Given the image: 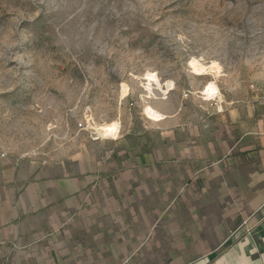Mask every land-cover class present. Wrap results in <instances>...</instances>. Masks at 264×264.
Here are the masks:
<instances>
[{"label":"rangeland","instance_id":"rangeland-1","mask_svg":"<svg viewBox=\"0 0 264 264\" xmlns=\"http://www.w3.org/2000/svg\"><path fill=\"white\" fill-rule=\"evenodd\" d=\"M227 112L264 123V0H0V160L105 159L204 125L218 136Z\"/></svg>","mask_w":264,"mask_h":264},{"label":"crops","instance_id":"crops-1","mask_svg":"<svg viewBox=\"0 0 264 264\" xmlns=\"http://www.w3.org/2000/svg\"><path fill=\"white\" fill-rule=\"evenodd\" d=\"M219 117L137 153L1 159L0 264H264V123Z\"/></svg>","mask_w":264,"mask_h":264},{"label":"bare ground","instance_id":"bare-ground-1","mask_svg":"<svg viewBox=\"0 0 264 264\" xmlns=\"http://www.w3.org/2000/svg\"><path fill=\"white\" fill-rule=\"evenodd\" d=\"M189 65H190V70H191L192 74H194L195 76H206L207 75L206 66L202 65L199 61L192 60ZM215 74H217V73L215 72ZM144 80L146 81L145 89L148 92H150L152 85H156L157 87H160L158 79L156 78V76H154L152 74L145 75V79ZM126 93H127L126 88L122 87L121 95L123 96ZM202 95L207 100H213L214 98L218 97L217 96L218 95V90L216 89L214 84L209 83L206 86V88H204L202 90ZM144 113H145L146 117L148 119H151V120H158L160 118V115H158L150 107H146L144 109ZM117 129H118L117 124L112 123V124H109V125H102V126L98 127L96 130H97L98 134L102 138L114 139L116 137V135H117Z\"/></svg>","mask_w":264,"mask_h":264},{"label":"built area","instance_id":"built-area-1","mask_svg":"<svg viewBox=\"0 0 264 264\" xmlns=\"http://www.w3.org/2000/svg\"><path fill=\"white\" fill-rule=\"evenodd\" d=\"M79 127L81 128V125H79Z\"/></svg>","mask_w":264,"mask_h":264}]
</instances>
